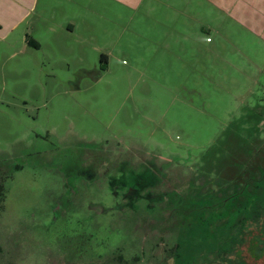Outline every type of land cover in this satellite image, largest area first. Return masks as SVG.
<instances>
[{
    "label": "rangeland",
    "instance_id": "374dc122",
    "mask_svg": "<svg viewBox=\"0 0 264 264\" xmlns=\"http://www.w3.org/2000/svg\"><path fill=\"white\" fill-rule=\"evenodd\" d=\"M171 2L123 27L103 12L71 60L70 43L0 41V264H264L257 213L208 208L183 232L174 210L224 197L257 137L246 160L264 156V0ZM150 173L155 211H118Z\"/></svg>",
    "mask_w": 264,
    "mask_h": 264
},
{
    "label": "crops",
    "instance_id": "0c3cea01",
    "mask_svg": "<svg viewBox=\"0 0 264 264\" xmlns=\"http://www.w3.org/2000/svg\"><path fill=\"white\" fill-rule=\"evenodd\" d=\"M160 4L167 11L175 10L171 0L161 3L159 0H0V41L10 40L20 44L22 49L32 48L27 45L29 38L38 44L36 50H44L47 42L70 43L64 47V57L71 60L77 54V38L92 40L84 28L95 24L96 17L103 12L106 18L123 27L125 17L129 21L132 19L131 12L153 11ZM81 32L84 35L78 36ZM123 33L121 30L120 36ZM101 56L100 68L105 69L108 58L104 54ZM66 66L71 67L70 61Z\"/></svg>",
    "mask_w": 264,
    "mask_h": 264
},
{
    "label": "trees",
    "instance_id": "16d2710c",
    "mask_svg": "<svg viewBox=\"0 0 264 264\" xmlns=\"http://www.w3.org/2000/svg\"><path fill=\"white\" fill-rule=\"evenodd\" d=\"M27 45H29L30 47L35 48V49L38 48V44L29 38L27 39ZM101 63H104V60L102 58H101ZM256 115L258 117L257 123L261 122L262 121L261 118L264 117V112L260 111ZM255 139H256V141H255ZM255 139L252 140V144H249V147L250 146L251 147L256 146L257 143L259 144V138L257 137ZM262 146H264V145H262ZM249 147L241 148V150H240V153L245 154V155L241 156V157H244V161L243 160H238V161L234 160L235 163H232L230 160H228V162H225L226 165H229L230 162L232 164H230V166H231L229 168L230 169V172H229L230 176H229V178L226 179L227 182H223L224 184L221 185V186L225 187V191H224L225 196L224 197H221L218 200L216 198H213L212 199L213 201L209 200L206 195L203 197L197 196L196 198H194L193 196H191L192 198L186 197L182 200L180 199V202H178L179 203L178 207H180V208L182 207L184 212H182L181 218H179V222H178V226H176V230L178 228H180V229L183 228L182 231L184 232V229L186 228L187 223L195 218L196 214L193 215L194 212H198L200 214L202 213V214L206 215L208 208L209 209H216L220 205H224L225 211H227L229 213H233V215L242 214L244 216L243 220L248 219L247 217H249L250 214L257 213L255 215L256 217H258V215H259V217L257 219H259L261 217V215H264V205H262L260 203H259L260 205L257 206L258 209L253 211V206L255 205V202L256 203L258 202V200H255L254 197L259 195L262 198H264V164H262V165L259 164L260 162L264 163V156H262L260 158L262 161L256 158L255 162L251 163L253 165H251L250 160H253V159H251L249 157V150H250ZM260 148L257 147L255 157L259 156ZM247 158L250 160L247 161L246 160ZM223 161H225V160H223ZM249 164H250V166H249ZM237 165L241 166L240 170H238L237 167H234ZM232 189H233V191H231ZM223 190H224V188L220 187V189H218V193L215 192V194L217 193L216 194L217 197H219L220 193H222ZM215 194H213V195H215ZM3 196H4V184H3V180L0 178V204H1V206H2ZM204 198H207V199L205 200ZM214 200H217L216 203ZM262 201H264V200H262ZM157 202L160 203L159 198H157V199L155 198V202H149L146 200L143 201V203H145V205H146L145 211H147L148 213L149 212L152 213L153 211H155L156 205L158 204ZM259 202H260V200H259ZM136 203L137 202L129 203L127 205V210L136 211ZM155 203H157V204H155ZM209 203L211 204V207H206V206L202 205V204L209 205ZM105 211L107 212L108 209H105ZM227 212H225V213H227ZM212 213H213V215H212L213 219L210 220L207 227H205V226L201 227V225H202V223H201L202 216L201 215H200L201 217L196 218L197 219L196 221H198L197 222V226H198L197 228L198 229H201L202 231L207 230L209 227L213 226L215 221H217L218 219L219 220L222 219V218L221 219L220 218L215 219V217L218 216L217 215L218 213H216V212H212ZM226 216H227V214H225L223 217H226ZM262 224H264V221H262Z\"/></svg>",
    "mask_w": 264,
    "mask_h": 264
},
{
    "label": "flooded vegetation",
    "instance_id": "af4514ba",
    "mask_svg": "<svg viewBox=\"0 0 264 264\" xmlns=\"http://www.w3.org/2000/svg\"><path fill=\"white\" fill-rule=\"evenodd\" d=\"M151 175L153 176V178L149 179V182L147 184H144L143 180H139V182L137 184L132 185L129 188H127V189H129L128 193L125 194L122 198H119L117 201L116 209L118 211L121 207L127 209V205L131 202H139V201L143 202L145 200L146 201L152 200L150 197L151 195H149V192H146V188L155 184L154 181L156 180V177L153 174H151ZM124 203L126 206L124 205ZM174 210H176V212H177V218L178 219L181 218V214H182V212H184L183 208L182 207L180 208L176 205ZM259 219H257V220H259V223H262V220H264V218H261V217Z\"/></svg>",
    "mask_w": 264,
    "mask_h": 264
}]
</instances>
